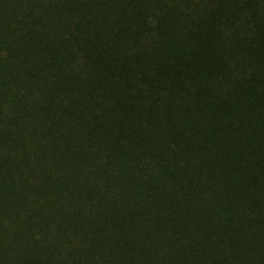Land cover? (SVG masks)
I'll use <instances>...</instances> for the list:
<instances>
[{
  "label": "trees",
  "instance_id": "1",
  "mask_svg": "<svg viewBox=\"0 0 264 264\" xmlns=\"http://www.w3.org/2000/svg\"><path fill=\"white\" fill-rule=\"evenodd\" d=\"M0 264H264V0H0Z\"/></svg>",
  "mask_w": 264,
  "mask_h": 264
}]
</instances>
